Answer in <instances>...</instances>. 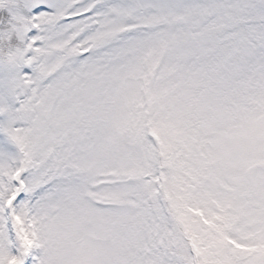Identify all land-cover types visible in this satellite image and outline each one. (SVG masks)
I'll return each mask as SVG.
<instances>
[{
  "label": "snow or ice",
  "instance_id": "1",
  "mask_svg": "<svg viewBox=\"0 0 264 264\" xmlns=\"http://www.w3.org/2000/svg\"><path fill=\"white\" fill-rule=\"evenodd\" d=\"M0 264H264V0H0Z\"/></svg>",
  "mask_w": 264,
  "mask_h": 264
}]
</instances>
